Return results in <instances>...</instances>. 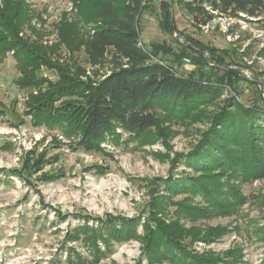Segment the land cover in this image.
I'll use <instances>...</instances> for the list:
<instances>
[{
  "label": "rangeland",
  "instance_id": "rangeland-1",
  "mask_svg": "<svg viewBox=\"0 0 264 264\" xmlns=\"http://www.w3.org/2000/svg\"><path fill=\"white\" fill-rule=\"evenodd\" d=\"M183 1L145 0L137 18L138 41L154 61L166 63L179 76L218 83L223 91L182 122L158 112V125L143 141L118 130L114 140L107 137L85 151L76 145L77 136L33 125L25 114L26 102L38 89L17 84L13 50L7 52L0 65V264L93 260L83 228L98 226L108 215L117 224L133 219L135 235L98 239L104 255L92 264H148L142 248L147 228L155 229V222L170 233H182L181 242L197 255L239 252L240 264L264 262V177L243 183L231 178L241 198L224 187L217 195L218 211L207 210L212 206L199 195L183 193L181 187L170 192L164 185L199 174L175 157L198 143L208 114L231 96L245 104L255 103L258 94L264 100V12L255 18L217 13L208 24L196 26ZM23 2L29 18L19 35L28 43L54 46L61 29L73 22L82 33L79 49L70 51L61 44L50 64H41L37 80L42 90L60 81L65 66L91 84L127 67L113 49L98 65L89 63L86 43L99 22L80 21L72 0ZM217 53L226 63L221 68L240 71L245 79L231 80L216 68L210 75ZM21 168L22 174L15 171ZM222 204L225 211H219Z\"/></svg>",
  "mask_w": 264,
  "mask_h": 264
},
{
  "label": "trees",
  "instance_id": "trees-1",
  "mask_svg": "<svg viewBox=\"0 0 264 264\" xmlns=\"http://www.w3.org/2000/svg\"><path fill=\"white\" fill-rule=\"evenodd\" d=\"M72 1L80 21L99 22L86 43L89 63L98 65L105 59L106 51L113 49L128 65L113 69L95 84L81 82L75 76L77 72L65 66L60 71V81L56 85L47 84L42 90V83L37 80L41 64L49 65V57L61 44L70 51L79 49L82 33L73 22L61 29L54 46L28 43L19 35L21 26L29 18L25 3L1 0L0 65L7 52L13 50L20 75L17 84L38 89L26 102L25 114L30 116L33 125L58 129L65 137L77 136L76 145L91 151L107 137L114 140L118 130L143 141L158 125V112L182 122L222 94L223 88L218 83L181 77L171 66L152 59L138 41L137 18L145 0ZM181 5L196 26L208 24L217 13L255 18L264 12V0H187ZM217 55L210 75L216 74V68L222 69L224 76L231 80L245 79L235 71L221 68L226 63L222 54ZM201 62L207 64L202 57ZM57 100H61L59 105L55 103ZM207 118L208 126L201 131L198 143L186 154L175 157L199 174L165 181L164 185L170 192L181 187L183 193L201 196L212 206L207 210L213 211L220 205L217 195L224 192V187L229 194L241 198L236 185L229 182L231 178L243 183L264 177V100L258 94L255 103L245 104L231 96ZM15 171L22 174L23 168ZM226 209L222 204L219 211ZM121 220L118 225L108 215L99 220L98 226L84 227L93 260H69V264L99 262L104 253L98 239L109 236L118 241L135 235L133 219ZM155 224V229L147 228L146 244L142 248L149 258L148 264H163L164 259L167 264H240L239 252H228L224 257L197 255L181 242L182 233H170L162 223Z\"/></svg>",
  "mask_w": 264,
  "mask_h": 264
},
{
  "label": "water",
  "instance_id": "water-1",
  "mask_svg": "<svg viewBox=\"0 0 264 264\" xmlns=\"http://www.w3.org/2000/svg\"><path fill=\"white\" fill-rule=\"evenodd\" d=\"M172 18H173V14H172ZM171 27H172V31H174L175 28L173 27L172 24H171ZM228 69L231 70V71H235L236 73L242 75V73L240 71H237V70H234V69H231V68H228Z\"/></svg>",
  "mask_w": 264,
  "mask_h": 264
}]
</instances>
